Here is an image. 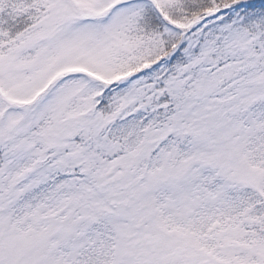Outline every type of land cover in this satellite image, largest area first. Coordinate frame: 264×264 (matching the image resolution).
<instances>
[{"label":"snow or ice","instance_id":"6c2138e0","mask_svg":"<svg viewBox=\"0 0 264 264\" xmlns=\"http://www.w3.org/2000/svg\"><path fill=\"white\" fill-rule=\"evenodd\" d=\"M0 264H264V0H0Z\"/></svg>","mask_w":264,"mask_h":264}]
</instances>
